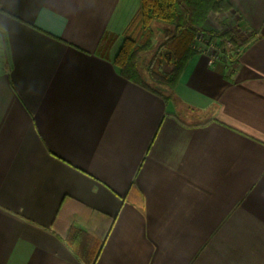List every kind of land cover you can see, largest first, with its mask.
Masks as SVG:
<instances>
[{
	"label": "crops",
	"instance_id": "0c3cea01",
	"mask_svg": "<svg viewBox=\"0 0 264 264\" xmlns=\"http://www.w3.org/2000/svg\"><path fill=\"white\" fill-rule=\"evenodd\" d=\"M227 2L240 52L165 100L112 61L139 0H0V264H264V0Z\"/></svg>",
	"mask_w": 264,
	"mask_h": 264
},
{
	"label": "trees",
	"instance_id": "16d2710c",
	"mask_svg": "<svg viewBox=\"0 0 264 264\" xmlns=\"http://www.w3.org/2000/svg\"><path fill=\"white\" fill-rule=\"evenodd\" d=\"M230 8L227 0H139L112 61L123 78L168 100V92H172L188 60L198 53L193 49L197 35L204 44H212L218 50V60L236 58L242 47L237 44L234 31L221 33L202 28L209 13L227 12ZM156 25L165 27L156 31ZM157 32L159 43L154 45ZM117 39L105 33L97 54L108 55ZM150 53L152 57L145 59ZM158 63L164 72L156 74L153 70Z\"/></svg>",
	"mask_w": 264,
	"mask_h": 264
},
{
	"label": "built area",
	"instance_id": "2783aa9c",
	"mask_svg": "<svg viewBox=\"0 0 264 264\" xmlns=\"http://www.w3.org/2000/svg\"><path fill=\"white\" fill-rule=\"evenodd\" d=\"M202 44V45H201ZM193 49H196L198 53H202L207 56L209 64H213L218 60L219 52L212 44H204L203 39L200 35L194 38Z\"/></svg>",
	"mask_w": 264,
	"mask_h": 264
},
{
	"label": "rangeland",
	"instance_id": "374dc122",
	"mask_svg": "<svg viewBox=\"0 0 264 264\" xmlns=\"http://www.w3.org/2000/svg\"><path fill=\"white\" fill-rule=\"evenodd\" d=\"M156 31H157V29H156ZM157 35H156V37H155V39L153 40V44L154 45H157V43H159V38H160V35H159V33L157 32L156 33ZM152 53H150L149 55H146L145 56V59H150L151 57H152ZM154 67V66H153ZM156 74H159V73H162V72H164V69L163 68H160V64L158 63V65L156 64L155 65V67H154V70H153ZM183 120H186V119H184L183 118ZM188 121H194V118H189V119H187Z\"/></svg>",
	"mask_w": 264,
	"mask_h": 264
}]
</instances>
